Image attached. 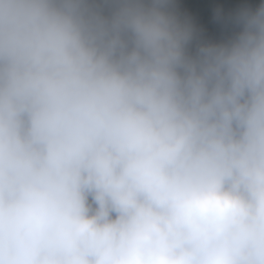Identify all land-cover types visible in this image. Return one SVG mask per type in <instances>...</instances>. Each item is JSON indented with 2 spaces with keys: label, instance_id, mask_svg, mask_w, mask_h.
Returning <instances> with one entry per match:
<instances>
[{
  "label": "clouds",
  "instance_id": "1",
  "mask_svg": "<svg viewBox=\"0 0 264 264\" xmlns=\"http://www.w3.org/2000/svg\"><path fill=\"white\" fill-rule=\"evenodd\" d=\"M0 264H264V0H0Z\"/></svg>",
  "mask_w": 264,
  "mask_h": 264
}]
</instances>
